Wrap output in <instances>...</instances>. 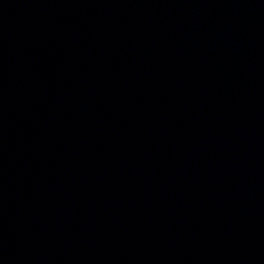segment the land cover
I'll use <instances>...</instances> for the list:
<instances>
[{"label": "water", "instance_id": "95a60500", "mask_svg": "<svg viewBox=\"0 0 264 264\" xmlns=\"http://www.w3.org/2000/svg\"><path fill=\"white\" fill-rule=\"evenodd\" d=\"M0 264H264V0H0Z\"/></svg>", "mask_w": 264, "mask_h": 264}]
</instances>
